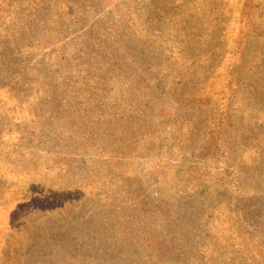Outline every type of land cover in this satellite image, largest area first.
I'll return each instance as SVG.
<instances>
[{"label": "rangeland", "instance_id": "rangeland-1", "mask_svg": "<svg viewBox=\"0 0 264 264\" xmlns=\"http://www.w3.org/2000/svg\"><path fill=\"white\" fill-rule=\"evenodd\" d=\"M0 264H264V0H0Z\"/></svg>", "mask_w": 264, "mask_h": 264}, {"label": "trees", "instance_id": "trees-1", "mask_svg": "<svg viewBox=\"0 0 264 264\" xmlns=\"http://www.w3.org/2000/svg\"><path fill=\"white\" fill-rule=\"evenodd\" d=\"M242 17H243L242 19L245 18V19L247 20V21H246V24H248L249 22H251V21H250L251 14H247V13H245V14L242 15ZM249 17H250V18H249ZM231 79L233 80V78H231Z\"/></svg>", "mask_w": 264, "mask_h": 264}]
</instances>
